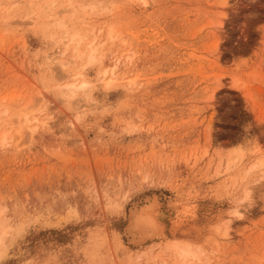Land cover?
Here are the masks:
<instances>
[{
  "label": "rangeland",
  "instance_id": "obj_1",
  "mask_svg": "<svg viewBox=\"0 0 264 264\" xmlns=\"http://www.w3.org/2000/svg\"><path fill=\"white\" fill-rule=\"evenodd\" d=\"M181 263L264 264V0H0V264Z\"/></svg>",
  "mask_w": 264,
  "mask_h": 264
},
{
  "label": "bare ground",
  "instance_id": "obj_2",
  "mask_svg": "<svg viewBox=\"0 0 264 264\" xmlns=\"http://www.w3.org/2000/svg\"><path fill=\"white\" fill-rule=\"evenodd\" d=\"M53 3V2H52ZM87 6V5H86ZM73 8V7H72ZM68 9V8H67ZM60 12V11H59ZM47 13V12H46ZM58 14V13H57ZM57 16V15H56ZM51 17V16H49ZM53 17V16H52ZM57 19V18H55ZM51 21V20H50ZM93 31V29H91ZM109 31V30H108ZM91 33V32H90ZM92 34V33H91ZM94 35V34H93ZM73 36V35H72ZM75 37V36H74ZM74 37H70L71 40ZM70 42V40H69ZM91 45V44H90ZM91 47V46H90ZM94 50V49H93ZM92 51V47H91ZM92 53V52H91ZM91 56H89L90 58ZM93 57V56H92ZM119 61V59H117ZM117 61V63H118ZM92 62V61H91ZM120 63V61H119ZM65 64V63H64ZM63 64V66H64ZM116 67V64H115ZM106 71V70H105ZM112 71V70H110ZM104 72V71H103ZM107 73V72H106ZM112 73V72H111ZM69 77V76H68ZM61 79V78H60ZM64 79V78H63ZM113 80V79H112ZM77 83L72 82L68 85L66 90L72 93V96L75 95L78 91L84 90L86 88L85 84H81L80 86L76 85ZM89 84V83H88ZM76 85V86H75ZM65 86V85H64ZM67 86V85H66ZM63 88V87H62ZM88 89V88H87ZM86 90V89H85ZM64 91V89H63ZM87 91V90H86ZM85 94V93H84ZM69 96V95H68ZM71 96V94H70ZM75 97V96H74ZM77 98V97H76ZM82 100V99H81ZM30 121V120H29ZM28 121V122H29ZM30 123V122H29ZM25 127V126H24ZM35 129V128H34ZM151 203V202H150ZM158 204V203H157ZM154 202L150 205L145 206L141 210H135L132 212L130 222L127 225L126 230L131 235V239L134 245H142L148 241H152L154 239L160 238L165 233V227L163 224L158 221V219L154 215V206L157 205ZM159 206V205H158ZM157 215V214H156ZM182 264V263H181Z\"/></svg>",
  "mask_w": 264,
  "mask_h": 264
}]
</instances>
